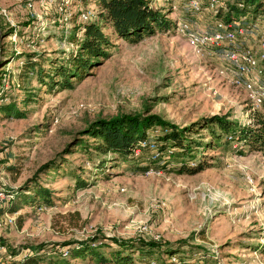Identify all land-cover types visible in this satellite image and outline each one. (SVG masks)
<instances>
[{
  "label": "rangeland",
  "instance_id": "rangeland-1",
  "mask_svg": "<svg viewBox=\"0 0 264 264\" xmlns=\"http://www.w3.org/2000/svg\"><path fill=\"white\" fill-rule=\"evenodd\" d=\"M190 1L152 0L176 28L157 31L137 43L105 28L108 56L72 88L63 89L33 77L18 87L20 80L13 74L18 60L11 58V52H41L45 68L65 64L77 49L74 38L81 36L79 14L87 10L94 14L96 1L70 0L68 17L57 10L58 0H0V69L12 71L11 81L2 80L8 87L1 101L15 100L22 112L19 117H0V188L13 194L0 208L4 246L0 264H24L21 260L31 254L30 246L39 244L45 245L41 252L51 255L38 264H55L50 256L59 254L58 249L69 264H95L87 258L70 259L63 246L95 234L161 244L124 250L123 254H131V264H264L263 153L238 143L208 147L202 150L209 164L206 169L180 172L177 158L163 150L158 129L152 128L146 137L157 141L162 154L157 159L148 150L124 158L93 148L86 152L77 145L59 155L97 117L158 114L180 127L212 115L248 119L245 94L230 83L232 69L222 52L197 55L179 32L183 23L197 31L214 27L207 0H198L199 11L191 8ZM232 2L220 0L222 7ZM9 26L11 32L5 36ZM258 30L259 34L260 26ZM7 60L11 61L5 65ZM28 91L35 95L24 103ZM192 136L210 140L206 129ZM83 138L92 144L91 137ZM50 160L53 166L40 171ZM37 186L49 190L50 204L24 200L22 196ZM11 204L19 207L9 212ZM6 213L14 214L10 224ZM103 242L101 251L108 256L119 249ZM164 242L172 246L168 249Z\"/></svg>",
  "mask_w": 264,
  "mask_h": 264
},
{
  "label": "trees",
  "instance_id": "trees-1",
  "mask_svg": "<svg viewBox=\"0 0 264 264\" xmlns=\"http://www.w3.org/2000/svg\"><path fill=\"white\" fill-rule=\"evenodd\" d=\"M95 1L97 10L94 15L88 20L79 21L78 27L81 31V36L74 38L77 49L67 56L65 64L60 63L56 66L50 65L45 68L41 52H26L23 50L11 52V58L18 60L17 72L13 73L20 80V82H16L18 87L21 86V82L23 85L24 81L33 77L39 83L48 85L50 88L53 85H59L63 89L72 88L74 81L84 78L90 69L100 64L108 56L107 48L110 44V38L104 31L105 28H109L112 34L130 43H137L157 31L170 30L172 27L176 28V23L174 22L173 24L161 8L153 6L152 0ZM262 11H264V0H234V2L226 4L224 9H221L215 16V20L220 19L228 22L239 19L242 16L251 19ZM9 28L11 29L9 26L4 30L5 36H9L11 32V30L10 32L9 30L7 31ZM0 30L2 33L1 27ZM10 61L7 60L5 65H8ZM4 69H0V91L3 90L0 93V117L12 115L19 117L22 112L19 110L15 100L1 101L8 87H6L5 83L3 84L2 80L11 81L12 79L10 77L12 72L9 70L10 68ZM32 95L35 94L29 91L26 92L23 102H30ZM152 128L158 129L157 140L165 145L162 147L163 150L172 149L170 157L175 156L177 158L176 162L179 165L180 172L196 174L206 169L209 164L203 156L202 150L208 147L214 148L238 143L242 147H247L248 151L264 154L263 104L259 110L250 113L245 122L234 120L227 114L212 115L202 117L184 127H180L158 114L137 113L119 114L113 117H97L88 121L84 128L78 132V138H74L73 141L68 143L64 152L59 155L69 153L71 147L77 145L86 150V152L93 148L97 153H114L124 158H131L134 146L140 139L145 138L148 134L147 132ZM200 129L208 131L210 140L202 141L192 136L194 132ZM83 136L91 137L93 139L92 144ZM53 163L54 160L46 162L41 166L40 171L49 169L53 166ZM168 165L164 164L162 166L168 167ZM32 189V194L22 196L24 200L31 198L33 200L39 199L46 204L51 203L48 189L41 186ZM17 195L18 191L15 193V198ZM12 204L7 208L9 212H14L19 207L17 205L12 207ZM103 241H110L118 246L119 249L111 251L108 256L101 251V248L105 247ZM164 245L168 249L172 246L167 242H164ZM44 246V244L31 245V254H25L21 262L24 264H38L44 261L45 257L47 258V256L51 255L47 252H41L44 251ZM63 246L67 247L70 259L87 258L95 264H131L132 256L129 253L123 254L124 250H131L134 247L136 249H143L144 247L158 248L161 244L141 238L124 240L117 237H106L103 234H95L86 239L68 240L63 243ZM262 247L264 249V244ZM168 249L166 248V251H169ZM57 251L59 254L54 252L55 255L50 256L54 258L52 262L55 264H69L68 260L62 256L61 249ZM171 255H175V253ZM181 261L185 260L181 259Z\"/></svg>",
  "mask_w": 264,
  "mask_h": 264
},
{
  "label": "built area",
  "instance_id": "built-area-1",
  "mask_svg": "<svg viewBox=\"0 0 264 264\" xmlns=\"http://www.w3.org/2000/svg\"><path fill=\"white\" fill-rule=\"evenodd\" d=\"M221 3L220 0H207V8L216 16L225 7H222ZM70 5V0H58L57 10L70 17L72 15ZM190 6L195 11L201 8L198 0H191ZM93 15L87 10L82 12L79 18L85 21ZM259 26L261 31L258 34ZM178 29L185 36L195 54L203 56L205 53L222 52L220 54L225 57L229 69H232L233 76L230 78V83L244 92L249 105L247 109L249 114L262 107L264 104V11L251 19L246 16L228 22L216 19L210 31L193 30L187 23L180 24ZM256 35L258 38L255 37ZM253 40L256 42L255 45L252 43ZM145 150L150 152L152 159H157L162 155L157 141L149 136L137 142L133 148V154L139 156ZM167 151L172 154L171 149L167 148ZM2 170L0 166V173ZM11 198H13L11 192L0 188V208L4 207ZM13 221L14 214L11 216L6 213V222L10 224ZM3 254L4 246L0 245V261L3 260ZM66 254L67 251H64L63 255ZM151 264H157V262L152 261Z\"/></svg>",
  "mask_w": 264,
  "mask_h": 264
}]
</instances>
